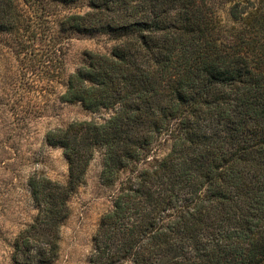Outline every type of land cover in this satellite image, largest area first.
Listing matches in <instances>:
<instances>
[{
    "label": "trees",
    "instance_id": "1",
    "mask_svg": "<svg viewBox=\"0 0 264 264\" xmlns=\"http://www.w3.org/2000/svg\"><path fill=\"white\" fill-rule=\"evenodd\" d=\"M36 0H0V30L32 26ZM74 4L79 0H56ZM59 33H101L67 102L106 113L47 132L66 183L33 177L38 205L15 264H53L69 200L98 150L119 182L88 264H264V0H88Z\"/></svg>",
    "mask_w": 264,
    "mask_h": 264
},
{
    "label": "rangeland",
    "instance_id": "2",
    "mask_svg": "<svg viewBox=\"0 0 264 264\" xmlns=\"http://www.w3.org/2000/svg\"><path fill=\"white\" fill-rule=\"evenodd\" d=\"M88 7V0H36L29 5L30 28L0 30V264H15L16 239L38 213L31 179L69 180L68 159L61 147L47 141V132L108 115L62 99L69 74L86 62L87 52H109L114 43L101 33L58 32L60 17ZM102 169L103 154L98 150L69 200L71 213L60 228L53 264H88L93 235L119 186L106 185Z\"/></svg>",
    "mask_w": 264,
    "mask_h": 264
}]
</instances>
